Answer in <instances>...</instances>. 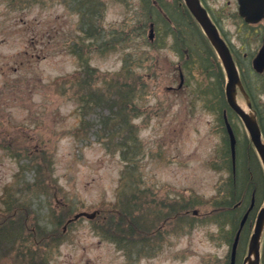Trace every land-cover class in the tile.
<instances>
[{
  "label": "rangeland",
  "instance_id": "1",
  "mask_svg": "<svg viewBox=\"0 0 264 264\" xmlns=\"http://www.w3.org/2000/svg\"><path fill=\"white\" fill-rule=\"evenodd\" d=\"M159 2L86 0L103 8L102 18L92 19L100 39L94 43L96 36H86L81 25L83 0H0V264H230L232 225L216 223L222 209L211 200L222 192L226 204L229 189L243 191L245 181L224 158V110L237 135L240 164L245 167L246 155L255 153L248 168L257 171L259 162L264 173L263 165L244 123L227 105L221 63L199 25L185 9L183 17L175 13L183 24L170 23L172 32L165 33L152 10ZM171 2L162 3L168 8ZM211 7L224 9L225 38L237 50L234 57L264 119V75L252 68L264 22L250 32L240 29L237 0H211ZM151 21L161 29L153 40ZM81 55L88 58L84 67ZM180 67L188 79L179 89ZM75 75L78 84L71 82ZM238 99L247 106L241 94ZM124 102L127 115H117ZM134 134L141 147L125 192L134 181L137 191H145L140 205L164 213L163 205H172L186 217L145 216L149 229L138 240L143 254L128 259L102 226L129 165L120 141L128 138L134 148ZM257 198L237 264L247 255L264 189ZM242 206L235 205L236 218ZM95 211L97 222L82 217L68 224Z\"/></svg>",
  "mask_w": 264,
  "mask_h": 264
},
{
  "label": "trees",
  "instance_id": "2",
  "mask_svg": "<svg viewBox=\"0 0 264 264\" xmlns=\"http://www.w3.org/2000/svg\"><path fill=\"white\" fill-rule=\"evenodd\" d=\"M84 1V6L82 7L83 11L80 10V12H82V14L85 16L86 21H84L81 25L83 26V28L85 29V27H87V32H86V36H90V37H95L96 36V40H94V43L98 42L100 39H98V36L96 35V32H94V30L92 31L91 27H93V22L92 19L95 16H100L102 18L103 15V8L98 4V5H94L91 4L89 5V3H86V0ZM78 4L79 2H81V0H77ZM152 10H154L157 14H159V11L157 8H154V6L152 5ZM180 16H184L185 14H183V9L180 7ZM160 15V14H159ZM179 15V14H178ZM152 16V15H151ZM177 16V15H176ZM183 24V23H181ZM98 31V29H97ZM96 41V42H95ZM82 56V55H81ZM80 62H81V66L84 67V64H86L88 62V58H86V56H82L80 57ZM89 67V66H88ZM89 71L93 72V69L89 67ZM122 72V71H121ZM120 72V73H121ZM93 73H91V77H93L92 75ZM119 75V74H118ZM79 76L75 75L72 78L73 84H78L79 81ZM222 80H223V76H222ZM221 80V81H222ZM66 81V80H65ZM89 81V80H88ZM68 82V81H66ZM65 82V83H66ZM223 83V81H222ZM100 97V96H99ZM102 99V96H101ZM131 99H133V95L131 97ZM133 103V100L131 101ZM129 103H123L122 106H120V108L117 110V115L120 112L121 114H125L129 111L128 107H129ZM226 107V106H225ZM222 109V108H221ZM129 117V115L127 116ZM117 119V117H116ZM115 119V120H116ZM126 119V123L129 124V121ZM261 126H262V130L264 133V119L263 116H261ZM124 129V128H123ZM131 142L134 143V148L128 147V138L124 139L122 138L120 141V144L122 146V155L124 157V159L127 161V163L129 164L126 167V170L124 171L120 186L118 188V194H117V202L115 204H113V206L111 207L113 210H110L108 212H106V215L110 218L107 219V223L105 222V225L102 226V228H104L103 233L108 237V239L112 240L114 243H116V245L118 246L119 249H122V251H125L126 255L128 256L127 258H132L134 254H137L138 257H140L143 253V248H141L140 244L138 243V240L141 238L142 236H145V229H149V224L145 223V216L148 215H153L157 220H161L166 218L168 215L170 214H178L181 215L179 217V220H181V218H185L186 216L182 214V212H180V210H177V208L175 206H164L166 210V212H160L159 208H154L155 210H152L151 208H147L146 204H143L144 202L141 203L138 202L137 200H143L140 195V193H145L142 192L143 190H139L137 191V189L135 188V183L134 181H132L129 187V191L127 190V192H125V189L128 185V175H129V171L131 168V165L134 164L132 159H135L136 156V150L140 149L141 144L138 141V137L134 134L133 136H131L130 138ZM228 138H227V152L225 153V161H227V163L229 164V170L233 171V164H232V157H231V151H230V147H229V143H228ZM127 144V145H126ZM253 154V155H252ZM249 153L246 155L247 159H246V164L245 167L240 164V150H237V169H236V177L237 178H241L242 180L245 181L243 185V191L242 189L239 190V192L236 189H229V191L227 192V203L224 204V202L222 203L221 200L222 198V192H218V195L211 201V204L215 203V206H220V209H222L221 213L218 214V216L216 217V223H220V226L223 228L225 227L227 224L232 225V234H231V238L229 240V242L233 243L234 242V238H235V234L236 231L239 229L240 226V221L243 217L242 213L245 209H247V206H249V204L251 203V198L255 195V198L258 200V196L259 194L262 193L263 189H264V173L262 171V168L259 164V162L256 164L258 170H253L251 168H248L249 166H254L253 162H256V157H255V153ZM140 156V155H139ZM250 158V163L252 164H248L247 160ZM258 161V160H257ZM254 172L253 176L251 177V173L250 172ZM39 174L41 175V166H39ZM45 175V174H44ZM252 178V179H251ZM233 179V184L236 182L237 183V179L235 178H231V180ZM251 183V185H250ZM133 191H130L132 188ZM232 188H234V186H231ZM246 187H248V191L244 192L246 190ZM221 190V189H220ZM237 192L239 193L238 196H236ZM127 193H132L131 196H129V194L127 195ZM247 194V196H245ZM132 197V198H129ZM137 198V199H136ZM224 199V198H223ZM137 201V202H136ZM235 201H237L236 203H234ZM243 202V206L241 208H243V211L241 212V214L238 216V218H236V213L239 211L238 209H235V205L238 202ZM222 203V204H221ZM146 205V206H145ZM184 208H189V207H184ZM183 208V209H184ZM138 213V214H137ZM100 219V215L93 221V222H97ZM253 219V218H252ZM250 222L251 220L249 219V224H247V226L245 227V229H247L250 226ZM153 223L154 220H153ZM226 224V225H225ZM106 226L109 227V230L107 228L106 230ZM137 239H134L136 238ZM147 255V254H145ZM35 261L31 260L30 263L34 264ZM263 264H264V257H263Z\"/></svg>",
  "mask_w": 264,
  "mask_h": 264
},
{
  "label": "water",
  "instance_id": "3",
  "mask_svg": "<svg viewBox=\"0 0 264 264\" xmlns=\"http://www.w3.org/2000/svg\"><path fill=\"white\" fill-rule=\"evenodd\" d=\"M187 7L190 9L194 17L197 19L203 30L205 31L208 39L218 52L227 74L226 84V96L230 107L241 117L247 130L250 134L251 141L259 154L261 162L264 167V141L262 137V131L257 119V114L252 108L250 97L248 96L242 80L240 78L238 69L232 57L229 47L226 45L224 40L221 38L215 25L211 22L206 10L202 7L199 0H184ZM240 4V15L246 19L249 23H257L264 18V0H239ZM254 69L258 73L264 72V44L259 54L254 60ZM238 89L243 93L247 101V109L242 107L238 102ZM227 128L231 139L232 156L235 166L236 159V138L232 131L230 124L227 121ZM253 206L244 216L241 229L246 223L248 216ZM197 213V212H195ZM87 217L88 219H94L97 216V212L94 213H80L75 216L74 219L80 217ZM241 230L238 232L232 252L231 264H236V251ZM264 234V206L260 209L254 232L251 236L249 243L248 255L245 258L244 264H262L261 263V243Z\"/></svg>",
  "mask_w": 264,
  "mask_h": 264
},
{
  "label": "flooded vegetation",
  "instance_id": "4",
  "mask_svg": "<svg viewBox=\"0 0 264 264\" xmlns=\"http://www.w3.org/2000/svg\"><path fill=\"white\" fill-rule=\"evenodd\" d=\"M161 2H159V3H155V5H156V8L158 9V11H159V14H160V16H161V18H162V24L165 26V33H167V32H172V29H170V23H179L180 24V26H181V23H183V22H177V20H178V17L176 16V12H180V7L183 9V10H185V9H187V7L185 6V2L183 1V0H172V2L171 3H168V8L170 9H168L167 8V6H166V4L165 3H162L163 2V0H160ZM164 1H168V0H164ZM167 3V2H166ZM200 3H201V5L203 6V8L207 11V13H208V16H209V18H210V20L212 21V23L217 27V29H218V31L220 32V34H221V36H222V38L225 40V42L228 44V46H229V48H230V50H231V52H232V55H233V57L235 56L234 54H236L237 53V50L235 49V47L234 46H232L230 43H228V41H227V39L225 38L226 36L224 35V28H223V26H222V23H221V20H223L224 18H223V14H224V9L223 10H221L220 12L219 11H216V10H214V8H212L211 7V0H200ZM237 3H238V0H237ZM187 11H188V13H190V11L187 9ZM238 13V12H237ZM191 14V13H190ZM239 14V13H238ZM152 15V14H151ZM150 15V18L151 19H153L152 17L153 16H151ZM191 17L195 20V18L193 17V15L191 14ZM240 17V16H239ZM241 18V17H240ZM241 20L243 21L242 22V24L240 25V29H242V28H248L249 29V32H250V30H251V28H253V27H260L262 24H257V25H252V24H248V23H246L245 21H244V19L243 18H241ZM196 21V20H195ZM196 23H197V21H196ZM178 24V25H179ZM198 24V23H197ZM199 25V24H198ZM150 34H151V32L153 31L154 32V34L152 35V37H149L150 39H152L153 40V38H154V35H155V30H157L158 31V34L160 35V27L158 26V28H156V23L155 22H153V21H151L150 22ZM250 27V28H249ZM199 30H201V33H202V35L203 36H205L204 35V32H203V30H202V28L200 27V25H199ZM247 29V30H248ZM179 30H180V28H179ZM259 31H261L260 29H259ZM249 32H248V34H249ZM258 32V31H257ZM263 33H264V30H263ZM162 35H164V34H162ZM263 35V34H262ZM177 38H179V37H177ZM176 38V40H178ZM206 38V37H205ZM207 39V38H206ZM206 41H208V40H206ZM208 43L210 44V42L208 41ZM210 46L213 48V46L210 44ZM174 48H176L175 46H174ZM182 51H184V49L182 48L181 49ZM213 50H214V52H215V49L213 48ZM182 51H180V53L182 52ZM215 54H216V52H215ZM217 55V54H216ZM256 56V55H255ZM254 56V57H255ZM234 59L236 60V63H237V65H238V67L240 68V70H241V73H242V75L244 74L245 75V73H247L246 72V70H245V68H241L242 66H240V64L238 63V59H236L235 57H234ZM253 60H254V58L252 59V63H253ZM221 66H222V64H221ZM224 72V71H223ZM224 75V74H223ZM223 75H221V77L223 76ZM243 75V77L245 78V76ZM186 77H187V79H188V75H187V73H186V71H185V73H184V67L182 68V67H180V77H179V89L182 87V86H184V83H186ZM223 82H224V79L222 80ZM246 82L248 83V81L246 80ZM222 85H223V83H222ZM170 89H174V87H169V90Z\"/></svg>",
  "mask_w": 264,
  "mask_h": 264
}]
</instances>
